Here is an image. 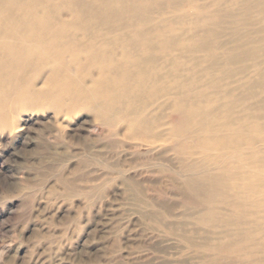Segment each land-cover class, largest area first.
<instances>
[{
    "label": "rangeland",
    "instance_id": "374dc122",
    "mask_svg": "<svg viewBox=\"0 0 264 264\" xmlns=\"http://www.w3.org/2000/svg\"><path fill=\"white\" fill-rule=\"evenodd\" d=\"M248 1L137 0L155 60L115 50L135 95L99 100L96 54L69 53L75 95L49 58L24 68L36 101L0 98V264H264V18Z\"/></svg>",
    "mask_w": 264,
    "mask_h": 264
},
{
    "label": "bare ground",
    "instance_id": "6f19581e",
    "mask_svg": "<svg viewBox=\"0 0 264 264\" xmlns=\"http://www.w3.org/2000/svg\"><path fill=\"white\" fill-rule=\"evenodd\" d=\"M47 3V0H0V98L26 95L27 105L35 102L37 91H29L23 82L17 81L27 65L38 64L43 57L49 58L53 66H59V88L67 90L69 95L78 94L74 92L76 80L67 63L69 53L75 50L89 56L96 54L102 61L111 62L110 71L109 66L106 68L109 71L105 75L107 82L96 85L102 95L99 100L106 95L114 96L112 99L107 96L112 101L117 95L116 100L119 95L142 92L138 91L142 88L128 78L127 72L133 76L134 69L126 71L115 58V50L121 45L132 56V68L141 62L146 72L153 64L154 34L145 27L147 15L142 4L137 0H67L63 8L70 12V21H64ZM247 5L260 8L264 18V0L255 4L249 0ZM73 30H80L87 41H75ZM131 34H135V38H131ZM139 51L143 57L137 63ZM117 68L125 69L123 78ZM142 72L137 75L141 77V87L145 81L142 79L145 72ZM77 82L78 90L81 89L79 94L87 93L82 82ZM100 105L98 103L97 107Z\"/></svg>",
    "mask_w": 264,
    "mask_h": 264
}]
</instances>
